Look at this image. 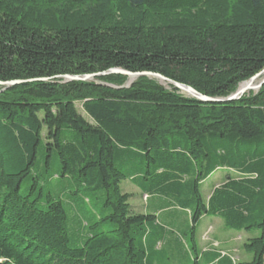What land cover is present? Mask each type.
<instances>
[{
  "label": "trees",
  "instance_id": "1",
  "mask_svg": "<svg viewBox=\"0 0 264 264\" xmlns=\"http://www.w3.org/2000/svg\"><path fill=\"white\" fill-rule=\"evenodd\" d=\"M114 68L225 98L264 69V0H0V82L20 81L0 84V264H213L198 261L204 216L259 232L239 264H264V85L202 102L103 74ZM123 180L180 212L165 239L184 247L167 243L163 260L158 216L132 209ZM73 197L94 210L74 212Z\"/></svg>",
  "mask_w": 264,
  "mask_h": 264
},
{
  "label": "crops",
  "instance_id": "2",
  "mask_svg": "<svg viewBox=\"0 0 264 264\" xmlns=\"http://www.w3.org/2000/svg\"><path fill=\"white\" fill-rule=\"evenodd\" d=\"M137 189L140 191V195L141 194L143 196L148 195L146 193H143L139 188ZM155 199H157L155 196H152L151 198L148 197L146 199V201L143 204L144 205L143 212L146 213L153 210L152 212H156V215L158 216L160 222L159 224L163 229V235L160 241L158 242L157 249L163 253L164 256L163 260H165V250L169 249V245H167V243L174 242V244L176 245L179 244L184 247V243L186 244L187 242H185V240L181 241L178 236L171 234L167 235L165 239V225H171L172 220H178V219L180 220L181 215L180 212H178L177 210H173L171 212V210L167 211L165 210V208L161 209L157 207L156 205H158L159 203L155 202ZM188 223H189V219L185 216L182 217L181 224H188ZM227 229L228 228L225 227L223 220L219 217L204 216L202 218L198 230V244H199V249L201 250V252L198 255V261L202 257V254H204L203 257H210L211 259H214L213 264H219L218 260L220 259V256H222L223 254L230 255L232 259L235 261L233 254L230 253L233 248V246L231 245V240L234 234L232 232H225L223 235L220 234L221 230H227ZM227 231H230V229ZM207 232H209L210 236H211L210 233H215L213 234V237L216 239L217 241L216 243L218 245L220 244L219 246H211L210 243H208L203 239L205 234H207ZM228 237H230L229 240ZM248 258L249 256L247 255L246 260H248ZM240 262L243 261L241 260L239 261V263ZM163 263H165V261ZM235 264H237V261H235Z\"/></svg>",
  "mask_w": 264,
  "mask_h": 264
},
{
  "label": "rangeland",
  "instance_id": "3",
  "mask_svg": "<svg viewBox=\"0 0 264 264\" xmlns=\"http://www.w3.org/2000/svg\"><path fill=\"white\" fill-rule=\"evenodd\" d=\"M138 78L139 77L131 78L130 76H128L126 81H125V83L132 84ZM153 79H155V78H153ZM263 79H264V74L261 75L260 77H258L253 82V84L254 85L260 84V82ZM156 80H158V79H156ZM66 81H68V80H66ZM240 84H239V86H240ZM162 85L168 87V84H165L164 82L162 83ZM251 92H254V91H250V93ZM78 108L84 115H86L84 113V111L82 110V104L81 103H78ZM222 177L224 179H226V172H225L224 169H219V170L216 171V173H214L209 179H207L205 181L204 185L202 186V194H203L204 198L207 197L208 191H210V189H211V187H213V185L221 182ZM52 182L55 183V186L53 185L54 191L58 192V189L56 190L55 188L58 185L63 184V181L55 179ZM67 182H68V180H65L64 184L67 183ZM30 183H31L30 179L26 180L22 184L21 192L26 193L28 188H29ZM137 188L138 187L136 185H134L130 180H123L122 183H121L122 191L126 192V193H129L130 196H131V199L129 200V203L131 204L132 209L134 211H136V213H143V208H144L143 204L146 201V196H143L142 194L140 195V191ZM74 198H77V200L74 201ZM70 199H71V204L70 205L72 206L73 211L76 212V213L79 212V213L87 215V213H91V211L94 210L93 209V205L88 203V202H85L83 198L73 197V198H70ZM65 200H66V195H65ZM227 230H229V229H227ZM227 230H221L220 234L223 235L225 232H232L235 235V236L234 235L232 236L231 245L233 246V248H232L230 253L233 254V257H234L235 261H237V264L241 260L242 261H246L247 255L249 256L248 260H251L252 259V255L245 251L244 245H245V242L248 241L247 240L248 238L252 237L253 235L257 236L259 234V232L255 233V234H250V233H247L245 231L236 232V231H233V230H230V231H227ZM210 234H211V236L209 235V232H207V234H205L203 239L205 241H207L208 243H210L211 246H219L220 244L218 245L216 243L217 242L216 239L213 237V234H215V233H210ZM229 238L230 237H228V240H229Z\"/></svg>",
  "mask_w": 264,
  "mask_h": 264
},
{
  "label": "water",
  "instance_id": "4",
  "mask_svg": "<svg viewBox=\"0 0 264 264\" xmlns=\"http://www.w3.org/2000/svg\"><path fill=\"white\" fill-rule=\"evenodd\" d=\"M109 73H122L127 76H130L131 78H137L140 76H148L150 78H155L158 79L159 82L162 84L163 82L165 84L173 85L174 87L178 88L182 93L186 94L187 96L196 98L197 100H200L202 102H230V101H235L243 97L244 95H248L250 91L257 92L263 85H264V79L260 82V84L254 85L253 82L260 77L261 75L264 74V69L257 73L255 76L251 77L249 80L244 81L240 84V86L237 88L235 92L230 94L229 96L225 98H213V97H208L200 92H198L196 89H194L191 86H187L178 82H175L169 78H166L165 76L159 74V73H152V72H130L126 71L120 68H114L111 69L103 74H109ZM98 74H90V75H85V76H65V79L68 81L72 80H83V81H90L94 80V78ZM20 83V81H12V82H0L1 85H6V86H11L14 84Z\"/></svg>",
  "mask_w": 264,
  "mask_h": 264
}]
</instances>
